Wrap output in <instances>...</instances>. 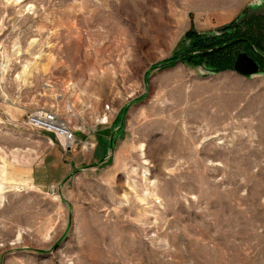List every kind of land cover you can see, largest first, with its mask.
I'll return each mask as SVG.
<instances>
[{
  "label": "rangeland",
  "instance_id": "374dc122",
  "mask_svg": "<svg viewBox=\"0 0 264 264\" xmlns=\"http://www.w3.org/2000/svg\"><path fill=\"white\" fill-rule=\"evenodd\" d=\"M263 11L0 0V264H264V61L182 60L190 31ZM42 110L70 148L30 123Z\"/></svg>",
  "mask_w": 264,
  "mask_h": 264
},
{
  "label": "trees",
  "instance_id": "16d2710c",
  "mask_svg": "<svg viewBox=\"0 0 264 264\" xmlns=\"http://www.w3.org/2000/svg\"><path fill=\"white\" fill-rule=\"evenodd\" d=\"M260 14V13H259ZM250 12L241 19H234L220 26L219 34L199 36L195 31L189 34L197 35L193 40L192 50L182 55V60L188 62L206 61L214 69H227L232 67L237 48L244 47L250 52L264 51V14ZM195 52H192V51ZM180 54H173L159 65L170 64L173 58ZM257 59L264 61V53Z\"/></svg>",
  "mask_w": 264,
  "mask_h": 264
},
{
  "label": "built area",
  "instance_id": "2783aa9c",
  "mask_svg": "<svg viewBox=\"0 0 264 264\" xmlns=\"http://www.w3.org/2000/svg\"><path fill=\"white\" fill-rule=\"evenodd\" d=\"M58 115L52 111L42 110L35 112L29 118L30 123L42 127L45 130L53 131L60 137L59 141L64 148H70L75 138L74 131L70 129L68 124L63 120L62 123H58Z\"/></svg>",
  "mask_w": 264,
  "mask_h": 264
},
{
  "label": "water",
  "instance_id": "95a60500",
  "mask_svg": "<svg viewBox=\"0 0 264 264\" xmlns=\"http://www.w3.org/2000/svg\"><path fill=\"white\" fill-rule=\"evenodd\" d=\"M233 69L244 75H251L260 71L258 62L246 51L240 50L233 62Z\"/></svg>",
  "mask_w": 264,
  "mask_h": 264
},
{
  "label": "flooded vegetation",
  "instance_id": "af4514ba",
  "mask_svg": "<svg viewBox=\"0 0 264 264\" xmlns=\"http://www.w3.org/2000/svg\"><path fill=\"white\" fill-rule=\"evenodd\" d=\"M254 14H255V13H254ZM263 14H264V11H263ZM249 55H250V54H249ZM251 56L254 57V59H255L256 61H258V64H259V66L261 67V61H260L259 59H257V57H258L259 55H255L254 53H252Z\"/></svg>",
  "mask_w": 264,
  "mask_h": 264
},
{
  "label": "bare ground",
  "instance_id": "6f19581e",
  "mask_svg": "<svg viewBox=\"0 0 264 264\" xmlns=\"http://www.w3.org/2000/svg\"><path fill=\"white\" fill-rule=\"evenodd\" d=\"M58 123H62V121H60L59 119H58V121H57Z\"/></svg>",
  "mask_w": 264,
  "mask_h": 264
}]
</instances>
